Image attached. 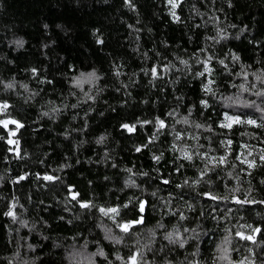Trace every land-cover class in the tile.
I'll return each instance as SVG.
<instances>
[{"label": "trees", "instance_id": "1", "mask_svg": "<svg viewBox=\"0 0 264 264\" xmlns=\"http://www.w3.org/2000/svg\"><path fill=\"white\" fill-rule=\"evenodd\" d=\"M174 2L0 0V264H264V0Z\"/></svg>", "mask_w": 264, "mask_h": 264}, {"label": "snow or ice", "instance_id": "2", "mask_svg": "<svg viewBox=\"0 0 264 264\" xmlns=\"http://www.w3.org/2000/svg\"><path fill=\"white\" fill-rule=\"evenodd\" d=\"M169 3L172 4V7H173V8H175V7L177 6L176 3L174 2V0H169ZM173 15H175L174 12H173ZM152 71H153V73H155V69H153ZM206 71H207V69H206ZM90 75H95V74L92 73V74H90ZM201 75H203V73H201ZM9 87H11V85H9ZM206 90L210 91V89H208V88H206ZM202 103H206V102H203V101H202ZM5 107H6V105H5ZM226 119H232V118H230V117H226ZM236 122H239V120L237 119ZM13 123H15V122L13 121ZM160 123H161V126H163V121H161ZM248 123H254V121H248ZM222 126H223V127H230L231 125L228 124V125H222ZM123 127L128 128L129 131H132L133 128H134V126H133V128H130L128 125H124ZM137 151H139V149H137ZM157 159H158V158H157ZM47 178H48V179H51V177H47ZM73 198H75V197H73ZM83 206L87 207V205H83ZM143 209H144V205H143V203H141V205H140V210H141V212L143 211ZM102 211H103V210H102ZM108 212H112V213H117V214H118V210L115 209V208L108 209V210L105 212V214H107ZM8 214H9V215H12V213H8ZM137 222H141V221H137ZM121 227H122V229H123L124 231H127V230H128V225H122ZM257 231H258V230H257ZM247 238L250 239L251 237H247ZM131 259H132V261H133V264H135V257H132Z\"/></svg>", "mask_w": 264, "mask_h": 264}, {"label": "rangeland", "instance_id": "3", "mask_svg": "<svg viewBox=\"0 0 264 264\" xmlns=\"http://www.w3.org/2000/svg\"><path fill=\"white\" fill-rule=\"evenodd\" d=\"M86 77H87V78H91L92 75L87 74ZM231 102H232V104L237 105V104L240 103L241 101H240V99L235 98V99H231ZM224 257H225V256H224ZM224 257H223V258H224ZM88 260L90 261V259H88ZM223 264H225V263L223 262Z\"/></svg>", "mask_w": 264, "mask_h": 264}, {"label": "water", "instance_id": "4", "mask_svg": "<svg viewBox=\"0 0 264 264\" xmlns=\"http://www.w3.org/2000/svg\"><path fill=\"white\" fill-rule=\"evenodd\" d=\"M144 208H145V202H143Z\"/></svg>", "mask_w": 264, "mask_h": 264}]
</instances>
